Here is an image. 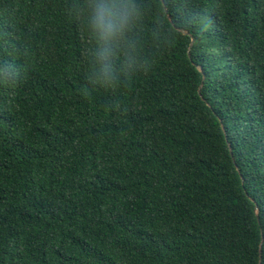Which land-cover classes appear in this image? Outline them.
<instances>
[{"label": "trees", "instance_id": "obj_1", "mask_svg": "<svg viewBox=\"0 0 264 264\" xmlns=\"http://www.w3.org/2000/svg\"><path fill=\"white\" fill-rule=\"evenodd\" d=\"M131 2L105 86L88 0H0V264H264V0Z\"/></svg>", "mask_w": 264, "mask_h": 264}, {"label": "clouds", "instance_id": "obj_2", "mask_svg": "<svg viewBox=\"0 0 264 264\" xmlns=\"http://www.w3.org/2000/svg\"><path fill=\"white\" fill-rule=\"evenodd\" d=\"M88 30L94 44V56L97 64L95 78L97 82L110 86L114 83L115 70L113 57L117 55L125 40V33L130 29L138 15L136 5L127 0H88ZM125 52L129 61L134 45L128 43Z\"/></svg>", "mask_w": 264, "mask_h": 264}, {"label": "water", "instance_id": "obj_3", "mask_svg": "<svg viewBox=\"0 0 264 264\" xmlns=\"http://www.w3.org/2000/svg\"><path fill=\"white\" fill-rule=\"evenodd\" d=\"M263 238H264V237H263ZM263 238H262V239H263Z\"/></svg>", "mask_w": 264, "mask_h": 264}]
</instances>
